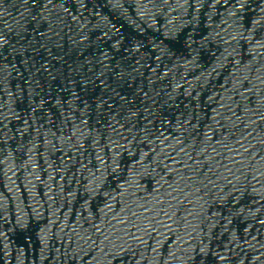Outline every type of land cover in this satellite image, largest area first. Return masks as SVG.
I'll return each mask as SVG.
<instances>
[{"label":"water","instance_id":"obj_1","mask_svg":"<svg viewBox=\"0 0 264 264\" xmlns=\"http://www.w3.org/2000/svg\"><path fill=\"white\" fill-rule=\"evenodd\" d=\"M0 264H264V0H0Z\"/></svg>","mask_w":264,"mask_h":264}]
</instances>
